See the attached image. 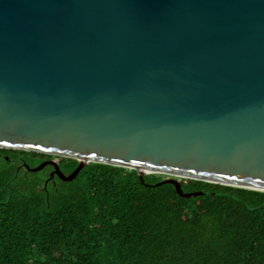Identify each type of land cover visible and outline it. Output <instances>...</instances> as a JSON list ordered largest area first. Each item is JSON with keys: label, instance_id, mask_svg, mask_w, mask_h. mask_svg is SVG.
Instances as JSON below:
<instances>
[{"label": "water", "instance_id": "water-1", "mask_svg": "<svg viewBox=\"0 0 264 264\" xmlns=\"http://www.w3.org/2000/svg\"><path fill=\"white\" fill-rule=\"evenodd\" d=\"M0 147L264 191V0H0Z\"/></svg>", "mask_w": 264, "mask_h": 264}, {"label": "trees", "instance_id": "trees-1", "mask_svg": "<svg viewBox=\"0 0 264 264\" xmlns=\"http://www.w3.org/2000/svg\"><path fill=\"white\" fill-rule=\"evenodd\" d=\"M53 156L0 147V264H264V191Z\"/></svg>", "mask_w": 264, "mask_h": 264}, {"label": "rangeland", "instance_id": "rangeland-1", "mask_svg": "<svg viewBox=\"0 0 264 264\" xmlns=\"http://www.w3.org/2000/svg\"><path fill=\"white\" fill-rule=\"evenodd\" d=\"M52 159H54L55 161H58V156H53ZM45 173L48 172V170L44 171ZM164 175L162 174L160 177H163Z\"/></svg>", "mask_w": 264, "mask_h": 264}, {"label": "flooded vegetation", "instance_id": "flooded-vegetation-1", "mask_svg": "<svg viewBox=\"0 0 264 264\" xmlns=\"http://www.w3.org/2000/svg\"><path fill=\"white\" fill-rule=\"evenodd\" d=\"M44 160V159H43ZM52 169V167H50L49 169H48V172H47V175H48V177H50L49 176V172H50V170ZM55 177V175H53V177H50L51 179H53Z\"/></svg>", "mask_w": 264, "mask_h": 264}]
</instances>
